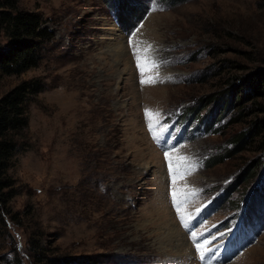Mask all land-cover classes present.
Instances as JSON below:
<instances>
[{"label": "rangeland", "instance_id": "1", "mask_svg": "<svg viewBox=\"0 0 264 264\" xmlns=\"http://www.w3.org/2000/svg\"><path fill=\"white\" fill-rule=\"evenodd\" d=\"M14 1L39 12L54 36L37 66L0 74V97L24 79L44 85L30 100L8 168L21 190L9 201L15 220L5 213L7 226L0 224V264L16 254L35 264L37 240L46 252L91 264H199L173 208V187L201 190L184 209L207 214L197 242L207 239L213 250L244 238L216 264H264V94L247 83L264 74V0ZM139 41L171 62L159 73L172 81L141 86L132 54ZM116 45L126 51L118 56ZM209 100L200 118L182 117V108ZM146 107L165 117L160 144ZM257 122L260 133L240 150L215 157ZM165 150L202 166L173 186ZM167 223L181 232L184 249L161 244Z\"/></svg>", "mask_w": 264, "mask_h": 264}, {"label": "trees", "instance_id": "2", "mask_svg": "<svg viewBox=\"0 0 264 264\" xmlns=\"http://www.w3.org/2000/svg\"><path fill=\"white\" fill-rule=\"evenodd\" d=\"M2 6L4 8L0 9V36L7 33L10 41L6 44L0 42V74L18 73L37 66L43 57L46 40L53 38L54 31L46 25L45 19L39 12L21 9L17 7L14 0H3ZM41 82L38 78L24 79L0 97V224L3 226H7L5 213H10L12 220L16 218V214L11 212L9 201L20 192L21 186L8 172V168L19 148L17 135L22 134L29 122L30 100L44 88ZM247 83L253 92L264 94V74H257L255 79H249ZM225 94L219 95L216 102L225 100ZM210 102L209 100L207 103L191 108L188 106L190 108H187L188 116H199L203 109H208ZM207 114H209L208 111ZM209 115L212 117L211 114ZM262 127L260 123H255V126L253 125L235 141L234 146L215 157L230 156L233 152H237L242 148L240 144L250 135L259 134ZM217 161H211L210 164ZM235 183L231 181V190L235 188ZM33 244L36 248L35 264H91L93 260L86 256L53 255L46 252V247L38 240L33 241ZM1 258L4 259L5 264H27L17 254L11 258L2 255Z\"/></svg>", "mask_w": 264, "mask_h": 264}, {"label": "snow or ice", "instance_id": "3", "mask_svg": "<svg viewBox=\"0 0 264 264\" xmlns=\"http://www.w3.org/2000/svg\"><path fill=\"white\" fill-rule=\"evenodd\" d=\"M160 8H153L152 11H160ZM139 27H142L139 26ZM139 28L137 29V31ZM130 46H132V41H129ZM145 42H137V46L132 47V54L134 56L136 66L140 76L141 86L145 85H155L157 83H165L167 81H172L173 77L164 76L161 77L159 69L161 67L167 66L170 61L157 58L158 49L153 47L151 43H148L146 47L141 48L139 45L144 44ZM154 73V74H150ZM145 117L146 122L149 128V132L152 135L155 142L158 144L162 143L163 136L167 132V125L163 124L165 117L161 114L159 110L153 111L152 109L145 108ZM165 159L168 163V170L171 176V183L173 186L176 185L177 181L184 179L186 176L192 175L199 165L196 162H193L191 158L185 156H176L173 157L171 151L165 150ZM200 189H189L183 188L179 189L173 187L170 192V197L172 201L173 208L176 211V214L182 224V226L188 230L191 229V220L193 219L192 214L187 213L184 209L187 203L190 200L199 195ZM197 209V214L199 213ZM191 239L193 241L194 247L199 254V257L202 261H207V264H212V255L214 253L211 249L206 246L210 243L207 239H204L202 242H197L199 239L195 231L190 233ZM203 235L202 233L200 234Z\"/></svg>", "mask_w": 264, "mask_h": 264}, {"label": "bare ground", "instance_id": "4", "mask_svg": "<svg viewBox=\"0 0 264 264\" xmlns=\"http://www.w3.org/2000/svg\"><path fill=\"white\" fill-rule=\"evenodd\" d=\"M111 50H113L114 53L119 56L123 52L126 51V46L116 45L115 48H112ZM121 58H123V57H121ZM162 233H163V238L161 240V244L173 246L176 250L184 249V245L186 244V242H184V237L181 238L182 242L179 239V237L181 236V232L177 230V228L175 227V224L173 225L172 223H170V224L167 223L166 226L163 228ZM176 239L179 240L178 243H175ZM180 242H181V245H180Z\"/></svg>", "mask_w": 264, "mask_h": 264}]
</instances>
